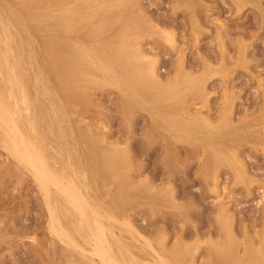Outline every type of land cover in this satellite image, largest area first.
Returning <instances> with one entry per match:
<instances>
[{"label": "rangeland", "instance_id": "374dc122", "mask_svg": "<svg viewBox=\"0 0 264 264\" xmlns=\"http://www.w3.org/2000/svg\"><path fill=\"white\" fill-rule=\"evenodd\" d=\"M106 1L110 9L104 8L80 25L78 36L82 37L77 40L67 34L57 40L42 28L51 20L18 25L22 33L17 39L29 51L24 54L29 57L30 94L36 92V77L43 83L38 87L45 97L39 94L40 127L51 123L56 129L49 136L52 140L64 147L65 141L81 147L91 159L84 163L100 171L98 183L92 176L90 182L82 180L66 167L52 152V140H42L30 128L24 110L19 115L22 131L49 165H56L81 191L84 188L94 207L104 214L112 209L122 221L103 218L122 235L120 242L112 241L118 256L138 252L144 242L134 234L133 229H138L155 246L162 238L168 247L178 243V264H232L234 258L228 251L233 245L240 264H264V0ZM0 4L28 12L23 4H35V0H0ZM49 4L41 9L57 10V0ZM83 43L101 58L99 64L86 65L85 76L68 67L69 58L78 53L73 46ZM112 45H117L118 53L130 46L150 54L163 81L174 74L197 77L178 99H172L165 87L141 81L142 60L135 58L130 78L118 83L112 73L105 72V76L100 69L112 62L107 55ZM49 48L56 54L49 55ZM62 123L63 129L57 130ZM2 133L0 128V264H97L98 259L92 260L88 253L91 246L83 240L82 229L73 233L80 248L54 232L44 192L29 167L5 147ZM233 153L240 157V164L233 160ZM146 247L145 254L139 252L146 261L166 264L160 252H156L158 259L152 246Z\"/></svg>", "mask_w": 264, "mask_h": 264}, {"label": "bare ground", "instance_id": "6f19581e", "mask_svg": "<svg viewBox=\"0 0 264 264\" xmlns=\"http://www.w3.org/2000/svg\"><path fill=\"white\" fill-rule=\"evenodd\" d=\"M49 1L50 0H35V4H23L24 7L28 9V12H22V11L18 10L17 7H15L14 5L11 6L9 8L10 9L9 10L7 8L8 6H6L5 4H0V128L3 130L2 134L4 135L3 141L5 144V147L13 154V156L21 164L29 167L30 171L34 175V178H36L37 182L39 183L40 189L44 192V194H45L44 196L46 197L45 201L47 202V207H48L47 211H48V213H50L49 215H50V219H51V223H50L51 225L50 226L52 227L54 232H57L56 233L57 236L59 234L60 236H62L61 239L66 238L68 240L74 241L73 233L75 231H79L78 233H80V231L82 229V237L83 236L85 237V239H83V240H86L87 243L89 244V246H91V248L89 249L90 251L89 252L87 251V252L89 254L91 253L92 260L95 258L98 259L97 264H146V263H149L148 261H146V259H144V255L142 256L141 253H139V252L143 251V254H145L144 248L149 244H150L149 245L150 247H146V248H148V250L152 246V248H153L152 251H155V253L160 252L161 255H163L162 262H163V260H165L166 264H178L180 253H181L178 243L174 244V246H172V247H170V246L168 247L166 242H165V239L162 238L158 242L159 245L157 244L158 246H155L154 245L155 243L153 244L151 242V240H149L147 237H145V235L143 233H141L138 229H133V228L132 229L134 231V234H136L137 236L143 237L144 242L142 244H140L138 252H134L133 250H130L125 255L122 254V255H120L121 257L118 256L120 253H119V251H117L119 253L118 254L115 251L113 242H115V243L120 242L122 240L121 239L122 235L120 233H117L113 229L112 226L108 225L109 226L108 227L103 221L104 217L111 219L113 222L116 220L117 221L119 220L118 218H116V215L113 213V210L108 209L109 211L106 212V214H104L99 208L94 207L90 203L92 200L89 202L86 194H84V193H86V191L84 193L82 192L84 190V188L82 187L83 190L81 191L80 188L78 187L80 185L77 186L76 183L72 179L69 178V176H67L69 179L66 178L65 176L67 174L65 176L62 175L63 172H60L59 168H56V165H54V166L49 165L46 158L42 154H40L36 150V148L34 147V145L32 143L33 140H32V142L30 140H28L26 135L22 131V128L19 124L22 121L19 122V119L21 118L20 114H21V111H23V110L26 111V113L28 115V119H29L28 124H29L30 128L35 133H39V135H41L42 140H46V139L52 140L49 136H51L50 134L55 133L56 129L51 123H49L46 128H41L42 126L40 127V125H39V118L41 115L39 114L38 100H40L39 94L42 92H41V90L39 92L38 87L40 84L43 85V83L40 81L39 76L36 77V80L38 78V80H37L38 84L35 85L36 92H34V94H30L29 86L27 83L28 82V78H27L28 77V66L27 65L29 64V63H27L29 61V60L27 61V59H29V57L27 55L29 54V51L25 50V48H23L21 46V44L19 42H17V39L20 38V35L22 33V32L18 31V25L21 26V24H22L25 26V24L27 23L28 20H34V21H38V22H41L43 20H51V21H49V23L46 26L42 27V28H44V30L49 32L52 36L56 37L57 40H59L61 35H63V34H67V35H69L70 38H73V40H77L78 37H82V36H78V35H80V31H81L79 26L80 25L83 26L86 24V22H90V20L92 18H94L96 15L103 12L104 8L106 9L108 7V4H106V2H107L106 0H92V1H89V0H57L58 1V4H57L58 8H57V10L55 9L56 11L53 10L51 12H49V11L44 12L41 8L51 6L52 4H49ZM67 2H69V3L67 4ZM86 2H91V3L87 4ZM92 2H94V3H92ZM126 2H127V0H126ZM123 4H124V1H123ZM89 7H91V8L88 9ZM196 22H197V18H196ZM220 23H221V21L219 22V25H220ZM224 25L222 26L221 30L224 28ZM219 27H218V29H219ZM25 30L27 31V29H25ZM27 33H28V31H27ZM49 33L48 34L46 33V35H49ZM167 33H169V32H167ZM135 35H137V34H135ZM173 35H174V33H173ZM29 37H30V35H29ZM123 42H124V40H123ZM28 43H29V41H28ZM89 46L90 45H88L87 43H85V44L83 43V45L81 44V47H80V45H74L73 46V49L77 50L78 53L73 54V56H71L68 60V67L70 68V70L72 72L77 71V69H79L80 73H82L85 76L86 75V72H85L86 71V65H88L91 61L96 62V63L100 62V59H101L100 54H96V55L93 54L92 55L90 53L92 51L89 52V50L87 49V48H89ZM128 47L129 48L118 53L117 52V45L111 46L110 49L111 50L113 49V50L110 52V49H109L108 50L109 52H107V55H108V57H110V59H112L111 60L112 62H109L110 64H108L106 62V64L101 65V68L99 67L100 69H102L104 71V72L102 71L104 73L103 75H105V72L112 73V79L118 83H121V79L124 80L125 78L126 79L130 78L129 74L132 72V68L136 67V64L134 62L135 58L137 60L141 59L142 60V68H143V72H142L143 75L141 76V81L146 82V81L151 80L155 84L165 87L167 89L166 95L172 99L175 97H176V99H178L181 95L180 93L183 90H185V86L194 82L196 77H197L194 74H183L182 77H180L181 74H179V75L174 74V77L170 78L169 81H163L159 78V75L157 72V62H156L155 58L151 57L150 54H148L144 51H138L137 52L135 49L133 50L130 46H128ZM26 52H27V55L24 54ZM47 52L49 55H55L56 54V50L54 48H49L47 50ZM23 55L25 56V58ZM26 57H28V58L26 59ZM97 60H98V62H97ZM222 60H223V58H222ZM184 67H185V65H184ZM137 68H138V66H137ZM177 68H179V67H177ZM92 69H94V68H92ZM100 69H97V70H100ZM223 70H225V69H223ZM221 71H219V72H221ZM209 74H211L210 71H209ZM32 75L34 76L33 73H32ZM71 75L73 77L74 73H72ZM206 75H207V73H206ZM211 75H210V77H211ZM108 78H110V77H108ZM203 79H204V77H203ZM30 81L33 82L32 80H30ZM34 83L35 82H33V84ZM105 84H106V82H105ZM113 87H116V84ZM44 89H45V92L48 93V89L46 87ZM33 90L35 91V89H33ZM121 90L119 89V91H121ZM229 91H227V93ZM42 96L44 97L43 93H42ZM225 96H226V93H225ZM231 96H232V94H231ZM44 99H45V97H44ZM9 100H10V102H8ZM222 101H224V100H222ZM225 101H226V99H225ZM177 102H179V100ZM60 104H61V101H60ZM76 106H78V103ZM138 106H140V105H138ZM201 107H203V106H201ZM222 107H224V105ZM139 108H141V107H139ZM199 110H201V108ZM201 111H204V110H201ZM223 112H224V110H223ZM204 113H206V112H204ZM74 115H75V113H74ZM222 115H224V114H221V116ZM51 116H52V114H51ZM53 116H55L54 113H53ZM156 117H158V116H156ZM250 119H253V118H250ZM22 120H23V118H22ZM160 120H161V118H160ZM247 121H248V119H247ZM247 121H245V122H247ZM153 122H155V121H153ZM218 122H220V120ZM31 129H30V132H31ZM62 129H63V123H62V125L59 124L57 127V130H62ZM66 130H68V128H66ZM263 130L264 129H262V132H263ZM25 131H26V127H25ZM215 131H217V130H215ZM27 132H29L28 129H27ZM30 132H29V134H30ZM69 133H71V132H69ZM69 135H71V134H69ZM30 136H33V135H30ZM178 137H179V135H178ZM33 139H34V137H33ZM37 141H38V138H37ZM49 143H50L49 145L52 146V148H53L52 152L54 151L55 154L59 155L63 159L65 166L69 165L73 169V171L71 170L72 172H74L76 175L80 176L82 178V180H89V182H90L89 176H92L93 177L92 181L95 184L98 183L97 178L100 175V171L94 167L95 165L87 164V163H89L87 160L91 161V159L89 158L90 156L89 155L85 156V153H83L82 150L80 149L81 147L78 148L77 145H76V147L75 146L73 147L71 141L70 142L65 141V144L69 145V146L66 145L67 148L64 147L65 145L62 146V144L57 140L49 141ZM38 145H39V143H38ZM239 155H240V153H239ZM84 156L86 157V159ZM232 158L235 162H237L239 164L241 163L240 162L241 159L237 153H233ZM84 160H86L85 162H87V163H84ZM227 160H229V159H227ZM242 160H243V158H242ZM97 162L101 163V160H98ZM229 162H231V161H229ZM242 163H245V160ZM101 164L103 165V163H101ZM15 167L16 166H14L13 168H15ZM70 167H69V169H70ZM20 169H23V168L21 167ZM236 170L237 169H235V174H236ZM25 172H27V171H25ZM241 172L244 173L242 170H241ZM120 175L122 176V174H120ZM237 176H240V175H237ZM30 177H32V176H30ZM75 179L77 180L76 177H75ZM212 179L214 182V178H212ZM20 181L22 182V180H20ZM21 182L19 183L20 185H21ZM78 182H79V180H78ZM82 182L84 183V181H82ZM249 182H247V183H249ZM130 185H133V184L131 183ZM81 186H83V185H81ZM214 187H215V185H214ZM109 194H110V190L106 189L105 196H108ZM103 198L104 197H102L101 200ZM223 198L224 197L220 198V200ZM224 201L226 203V200H224ZM102 203L103 202H101V204ZM104 203H107V201ZM109 206H110V204H109ZM106 207H107V205H106ZM229 210H230V208H229ZM79 211H80V213H79ZM77 215H78V217H77ZM118 222H122V221L119 220ZM82 224H85V226H83ZM124 224L128 225V227L132 226V225H130V223L126 224V221L124 222ZM78 225H82V226H80L81 228L78 227ZM232 231H233V229H232ZM109 234H110V236H109ZM49 235H50V233H49ZM78 236H80V234ZM130 238H131V236H130ZM61 239H60V241L63 242V240H61ZM51 240L52 239H50V242H51ZM83 240L81 239V241H83ZM65 244H66V242H65ZM74 244L77 245L75 243V241H74ZM65 247H66V245H65ZM77 247H78V245H77ZM127 247H128V245H127ZM78 248H80V247H78ZM124 249H122V250H124ZM119 250L121 251V249H119ZM68 251H69V249H68ZM83 251H85V250H83ZM0 252L2 253V250H0ZM228 253H230L232 255V257L234 258V260L232 261V264L242 263L241 260L237 256L239 252H237L236 245L231 246ZM214 254H215V252H214ZM156 255H157V253H156ZM158 255H157V258L159 259L160 255H159V257H158ZM212 257H213V255H212ZM154 259L156 260V258H153V260ZM158 261H161V259ZM152 262H154V261H152ZM152 262H151V264H155ZM218 262H216L215 264H217ZM156 264H158V263L156 262Z\"/></svg>", "mask_w": 264, "mask_h": 264}]
</instances>
